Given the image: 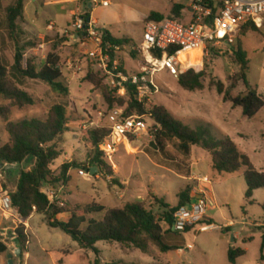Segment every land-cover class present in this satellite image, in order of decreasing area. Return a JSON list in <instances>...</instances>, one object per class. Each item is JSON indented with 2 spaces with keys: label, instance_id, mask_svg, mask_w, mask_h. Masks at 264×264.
Returning <instances> with one entry per match:
<instances>
[{
  "label": "rangeland",
  "instance_id": "rangeland-1",
  "mask_svg": "<svg viewBox=\"0 0 264 264\" xmlns=\"http://www.w3.org/2000/svg\"><path fill=\"white\" fill-rule=\"evenodd\" d=\"M103 1L25 0L23 16L18 19L17 33L12 38L8 8L17 0H0V53L5 65L12 68L17 45L25 48V61L32 57L39 65L50 52H54L60 58L62 81L70 90L69 95L64 96L42 80L11 74L14 83L32 95L35 104L20 107L0 97V109L7 113L10 121L17 122L30 118L45 120L55 104L66 107L70 118L69 130L60 138L63 153L51 168L59 173L63 163L75 161L77 164L68 173L69 180L63 193L68 207L97 202L111 208L140 202L161 220L164 230H168L169 225L162 220V207L157 198L174 207L179 203L180 192L191 186V196L201 195L206 189L209 198L215 202V207L207 213L214 227L208 230L197 227L183 232L173 229L165 240L169 244H177L180 249L167 253L161 252L154 244L148 253H144L117 241H99L97 253L81 248L71 235L59 227H52L45 214L35 213L25 225L30 235L26 249L30 257L26 259L25 253L20 255L15 251L19 246L14 237L15 230L24 224V220L20 216L15 221L6 219L0 211V240L9 248V251L0 252V264H10L11 254H14V264H95L96 258L100 264L119 261L135 264H232L228 257L231 247L246 250V254L237 259V264H264V189L256 190L249 200L246 198L245 167L235 173H220L213 168L211 154L201 147L192 146L188 154L180 149L177 139L167 140L161 146L152 134L155 122L149 115H146L149 135L130 141L118 138L104 146L111 171L107 169L101 173L93 166L90 171L84 169L90 176L79 174L83 169L80 164L87 163L92 153L88 130L109 124L107 115L110 108L103 97V85L114 88L100 59L89 55L92 46L65 35L64 30L71 25L74 14H89L101 30H109L116 38L131 40L114 54L121 70L133 74L148 64L140 51L147 17L156 12L187 21L194 0H109V6H103ZM175 4L186 7L181 16L172 14ZM241 31L233 45H210L204 52L198 50L185 54L182 61L185 69L193 67L204 71V88L187 90L179 84L178 76L162 70L154 76L158 90L148 97L145 104L149 110L158 105L165 106L176 119L192 127L210 124L218 137L232 138L255 167L264 172V107L254 118H248L242 107L224 101L215 86L221 80L227 88L238 76L240 65L235 53L241 46L249 59L248 81L264 97V26L257 31ZM89 69L103 78L101 86L95 87L87 81ZM245 91L246 86L240 81L232 94ZM2 113L0 111V147L10 141ZM110 153L111 157L108 156ZM31 168L23 163L15 165L11 174L1 170L5 189L15 191L21 170ZM185 172L192 177H186ZM205 176L211 181L208 188L199 179ZM104 214L93 213L88 220L102 219ZM66 218L67 215L57 216L60 221Z\"/></svg>",
  "mask_w": 264,
  "mask_h": 264
},
{
  "label": "trees",
  "instance_id": "trees-1",
  "mask_svg": "<svg viewBox=\"0 0 264 264\" xmlns=\"http://www.w3.org/2000/svg\"><path fill=\"white\" fill-rule=\"evenodd\" d=\"M24 8L25 0H17L15 5L8 8L12 38L17 33V21L23 16ZM185 8L183 4H175L172 14L181 16ZM167 17L170 16L153 12L147 17V22L162 21ZM86 18H89V14ZM259 29L253 22H249L243 26L241 32L247 33L250 30L257 31ZM104 39L106 48L110 50L112 60L115 59V47H123L131 43V40L127 38H116L109 30H105ZM24 51L23 46L17 45L15 60L11 69L5 65L0 53V97L20 107L35 104L32 95L14 83L11 74L42 80L55 91L68 96L70 90L69 86L62 81L63 72L59 56L50 52L45 61L39 65L32 57L25 61ZM235 55L240 65L238 76L232 80L227 88L221 80L215 86L218 93L223 95L224 101L232 102L235 107H242L246 117L254 118L264 107V97L259 93L258 88L253 87L248 81L249 59L247 53L239 46ZM184 66L185 62L179 68V84L191 91L204 88V71H197L193 67L185 69ZM120 69L122 68L120 67ZM86 79L98 87L101 86L103 78H99L94 70L89 69ZM240 81L246 86V91L233 95V90L238 87ZM126 95L118 96L116 89L103 85V97L110 111L119 106L126 117L149 115L155 122L154 137L161 146H164L167 140L177 139L180 142V149L188 154L191 152L192 146L201 147L211 154L213 168L220 173H235L245 167L246 198L249 200L256 190L264 189V172L255 167L250 157L239 148L232 138L218 137L210 124L204 123L196 127L185 124L176 119L165 106L158 105L151 110L147 109L145 103L138 101L136 89L133 86L129 87ZM0 111H3L6 130L10 135V141L0 147V164L18 166L24 163L32 166L30 170H21L17 189L10 192L13 206L24 222L34 213L45 214L52 227H59L71 235L81 248L91 249L97 253L96 245L99 241H117L132 245L144 253L149 252L151 244L156 245L163 253L180 249L177 244H169L165 239L173 230L175 211L194 198L191 196L193 191L191 186H187L180 192L179 203L174 207H171L162 198H157L162 207V220L169 225L168 230H164L161 220L140 202H128L122 207L111 208L97 202L76 205L73 208L68 207L67 204L64 207L50 205V197L46 190L51 189L57 192L60 186H66L69 180V171L77 165L75 161L63 163L59 173L51 168L63 153L60 149V144H63L60 138L69 130L70 118L66 107L62 104H55L45 120L30 118L17 122L10 121L3 109ZM87 133L91 142L92 153L88 157V162L80 164V166L88 171L93 166L98 167L101 173H105L107 169L111 171L104 148L106 144H111L109 124L107 127L90 129ZM132 139L134 137H129V140ZM3 170L8 174L12 173V170ZM34 206L37 208L36 211ZM64 212L70 213L68 219L65 221L58 220L57 215ZM100 212L105 213L102 219L88 220L89 215ZM209 221L210 219L205 217L202 223L211 225L212 223ZM187 231H190V228ZM14 233L16 242L21 249L20 255H23L30 241V235L26 232L25 224L18 226ZM6 251H8V246L0 240V252ZM262 253V260H264V237ZM245 254L246 250L241 247H231L228 251V257L232 264H237V259ZM95 264H100L99 258H96ZM110 264L135 263L119 261Z\"/></svg>",
  "mask_w": 264,
  "mask_h": 264
},
{
  "label": "built area",
  "instance_id": "built-area-1",
  "mask_svg": "<svg viewBox=\"0 0 264 264\" xmlns=\"http://www.w3.org/2000/svg\"><path fill=\"white\" fill-rule=\"evenodd\" d=\"M103 6H109V0L103 1ZM253 22L259 28L264 26V0H194L191 3L189 19L182 20L167 17L162 21H148L144 27L143 41L140 51L145 56L147 65L138 73L128 74L120 69V62L112 60L105 46V30L97 27V21L82 14H74L71 25L64 30L65 35L76 42H85L92 46L89 55L98 57L105 73L111 78V85L121 96L128 93L130 86L136 89L139 102L145 103L151 94L158 90L154 76L162 70H168L171 75L178 76L182 65L180 56L193 51L204 52L210 45H233L243 26ZM52 28V27H50ZM121 47H115L119 51ZM161 53V55H158ZM111 133L109 138L129 140V137L149 135L146 116H124L123 110L115 108L107 115ZM155 130V127L154 129ZM153 134V133H152ZM130 141V140H129ZM113 150V149H111ZM113 152V151H112ZM111 154H108L111 157ZM80 175L90 176L88 171L81 169ZM205 183H211L207 176L199 178ZM65 186H60L57 192L47 189L50 205L64 207L63 198ZM188 203L180 206L174 213L173 229L176 232L193 230H208L214 227L202 220L207 216L215 202L209 198L206 189ZM36 206L34 210L36 211ZM0 211L6 219L15 221L19 218L13 206L10 192L5 189L0 170ZM20 220V219H19ZM25 225L28 223L24 222ZM29 227V226H28Z\"/></svg>",
  "mask_w": 264,
  "mask_h": 264
},
{
  "label": "water",
  "instance_id": "water-1",
  "mask_svg": "<svg viewBox=\"0 0 264 264\" xmlns=\"http://www.w3.org/2000/svg\"><path fill=\"white\" fill-rule=\"evenodd\" d=\"M90 6H92V4H90ZM14 168H15V164H7L5 166L3 164H0V170H3V169H5V170H13ZM93 169L99 170L98 167H96V166H94ZM91 174L93 175L94 174V171L91 170ZM16 252L18 254H20L21 253V249H19ZM13 256H14V254H11L10 255V261H9L10 264H14V262L12 260Z\"/></svg>",
  "mask_w": 264,
  "mask_h": 264
},
{
  "label": "crops",
  "instance_id": "crops-1",
  "mask_svg": "<svg viewBox=\"0 0 264 264\" xmlns=\"http://www.w3.org/2000/svg\"><path fill=\"white\" fill-rule=\"evenodd\" d=\"M56 169H57V168H56ZM187 172H188V171H187ZM184 174H186V175H185L186 177H189V178L192 177V176H189L186 172H185ZM34 214H35V213H34ZM34 214H33V215H34ZM33 215H32V216H33ZM62 215H67V218L65 219V220H67L68 217H69V215H70V213H69V212H64V213H60V214H58L57 216H62ZM32 216H31L28 220H26L25 222L28 223V222L30 221V219L32 218ZM65 220H64V221H65ZM28 231H29V230H28ZM19 249H20L19 247H16V248H15V251H18ZM8 251H9V248H8ZM29 257H30V256H29V252H25V258L28 259Z\"/></svg>",
  "mask_w": 264,
  "mask_h": 264
},
{
  "label": "bare ground",
  "instance_id": "bare-ground-1",
  "mask_svg": "<svg viewBox=\"0 0 264 264\" xmlns=\"http://www.w3.org/2000/svg\"><path fill=\"white\" fill-rule=\"evenodd\" d=\"M180 58H181V61H183V59L185 58V54H182V55L180 56ZM94 170H96V169H94Z\"/></svg>",
  "mask_w": 264,
  "mask_h": 264
}]
</instances>
